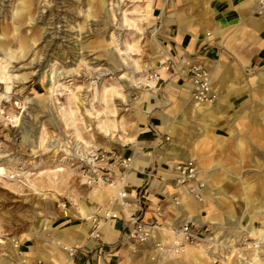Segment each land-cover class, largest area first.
Wrapping results in <instances>:
<instances>
[{"label": "rangeland", "instance_id": "rangeland-1", "mask_svg": "<svg viewBox=\"0 0 264 264\" xmlns=\"http://www.w3.org/2000/svg\"><path fill=\"white\" fill-rule=\"evenodd\" d=\"M86 1L39 0L32 10V23L24 24L17 33H7L9 40L25 39L28 44L26 55L13 61L9 71L14 74L36 73V76H30L29 82L24 85L15 84L9 99L0 100V110L3 112L0 115V164L6 169V175L0 177V240L11 238L18 241L33 230H41L43 220L47 219L54 231L44 232L40 238L33 240L27 238L18 245V250L23 253L29 252L31 248L33 252L52 250V242L58 238L59 232L72 231L75 226L86 223L81 219L79 210L91 212L98 205H94L95 199L92 198L95 186L86 184L85 164L80 161V156L74 154L76 148L82 149L84 145L73 138V130L64 126L59 114L60 108L67 106L69 92L76 93L84 104L77 111L71 106L76 118H82L77 121V127L83 138L88 140L87 132H90L95 138L97 150L106 151L104 146H107L108 150L121 153L129 144L108 142V138L93 124L96 113L93 118L85 113L93 97V83L103 82L117 87L120 96L109 98L108 101L109 108L116 115H108V118L117 120L120 132L130 133L133 124L138 123L136 102L145 91H152L143 84L132 83L130 79L145 76L150 81L149 77L157 74L160 80L154 85L155 98L150 99L154 108L148 118L159 117L161 126L164 123L161 118L167 119L169 130L160 131L164 133V138H168L163 142L170 145L171 154L176 157L175 163L192 161L198 171L201 168L210 175L207 180L212 196L209 197L216 201L213 204L216 219L211 224H203L208 231L203 233L201 240L216 235L217 242L199 241L198 244L202 246L200 253L203 255L198 258V254L186 259H181L179 255H173L172 258H165L166 254L155 256L156 253L146 247L138 249L135 257L140 263L151 264H223L230 256L234 262L245 263L256 243L258 258L264 264V238L260 240L247 234L254 211L259 213L256 219L264 214V124L261 120L264 113V86L259 73H254L255 76L251 78L248 70L240 82H236L237 78L235 81L229 73L224 86L214 78V87L221 99L218 110L211 115L195 114L180 104V89L186 83L172 72L183 71L184 67L174 61L175 54L171 51L169 38L158 29L154 8L151 24L147 25L139 21L146 0H104L103 9L98 0H90L94 16L88 18ZM15 4V0H0V33L11 26L9 14ZM124 13L128 20H135L136 27L124 23ZM81 26L83 29H80ZM31 33L36 34L35 43H31ZM12 43L11 48L15 49ZM126 43L134 45V48L126 51ZM157 44L169 49L166 56H159ZM121 57L126 58V62ZM133 60L137 62V69ZM163 62L175 64L173 70L167 72L170 79L157 72L166 66L162 65ZM52 64L53 70L57 74L62 73L64 78L59 81L62 84L58 91L59 104L55 103V110H47L42 102L34 98V94L45 92L46 85H42L38 77ZM100 70H108V75L98 76ZM123 74L128 78L120 79ZM169 86H173L170 88L171 95L166 89ZM0 93L4 94L2 85ZM230 95L238 97L230 99ZM27 96L31 101L26 104L22 122L20 126L13 127L7 117L22 112L23 108H16L14 103L20 102L21 107ZM91 103L94 104V110L102 112L100 99ZM140 109L146 111V103L142 102ZM104 116V113L99 115L101 118ZM39 126L45 129L49 137L46 148L33 145ZM23 134H26L27 141L23 140ZM63 161L65 171L51 177V181L58 183L57 190H60L56 201L50 197V194L56 193L55 189L41 190L38 184L41 178H47V174L41 172L54 169ZM33 182L37 190L31 187ZM5 183L12 189L6 187ZM244 187L248 188L251 209H246L243 202ZM218 191L220 193L217 194ZM200 215H207L204 209ZM256 219L254 226H251L261 229V221ZM233 239L236 242L231 243ZM125 244L124 247L132 252L130 241ZM6 252L8 250L0 244V256ZM37 259L40 258L33 256L31 264ZM137 260L130 264H137Z\"/></svg>", "mask_w": 264, "mask_h": 264}, {"label": "bare ground", "instance_id": "bare-ground-1", "mask_svg": "<svg viewBox=\"0 0 264 264\" xmlns=\"http://www.w3.org/2000/svg\"><path fill=\"white\" fill-rule=\"evenodd\" d=\"M252 1V0H249ZM16 4L14 6H12L11 12L9 14V18L11 21V26H7L3 32L0 33V85H2L4 87V94L0 93V100L2 99H6L8 100L10 97V94L12 93V89L14 87H16L15 84H21L24 85L26 83L29 82V77L30 76H36V73H31L30 75L28 74H14L13 72L9 71V65L13 62V61H18L20 59H22L25 55L26 52L28 50V44L27 41H25V39H12L13 41L9 40L7 37V33H9L10 31H12L13 33H17L19 28L21 26H23L24 24H31L33 21V7L35 4H39V0H15ZM98 4L100 6L101 9H103L105 7V1L104 0H98ZM88 8H87V15L86 18L90 17V16H94L93 15V3L90 0L86 1L85 4ZM154 8V3L153 0H146L145 2V6L143 9V12L140 15L139 21L144 22L145 24L147 23V25H150V18H151V12ZM123 20L124 23L126 25H133L135 26V20H128L127 17L125 16V13L123 14ZM80 29H83V26L80 27ZM153 34V33H152ZM35 35L34 33H31V36L33 37L31 39V43H35ZM12 42H14V46L15 49H12L11 47L13 45ZM126 45V51L131 50L132 48H134V45L131 44H125ZM158 52H159V56L161 55V57L166 56L167 52H168V48L167 47H160V45H158ZM162 52V53H161ZM36 58V56H34ZM34 58V59H35ZM122 61L126 62V58H122ZM167 59H169L167 57ZM176 60V59H174ZM164 63V62H163ZM162 63V64H163ZM133 65L137 67V62L135 60H133ZM165 66H162L157 72L160 74V76L164 77V78H171V76L168 75V73L165 71ZM108 70H100V72L98 73V76H103V75H108ZM62 73H56L55 70H53V64L52 65H48V70H46L45 72H42L39 75V82L42 85H46L45 86V92L43 94H34L32 92V94H34V98L38 100V102H42L44 104V108H47V110H49V108H55V103L58 102V95L60 93H58L59 89L61 88L62 84L59 82L61 79H63V75H61ZM128 78V76L126 74H123L120 79H125ZM260 80L262 85L264 86V74L260 75ZM102 81V80H101ZM130 81H132V83L134 84H143L146 87H149L151 91L147 92L145 91L142 94V97L139 101L136 102V106L137 108V112H135L136 118H137V124H133V131H131L130 133L126 132V131H119L118 130V122L117 120L114 119H109L108 115L111 116H115L116 112L113 109L109 108V102L110 99L114 96H120V93L118 92L117 87L112 86L111 84L106 85L103 82L93 83V97L90 100L89 103V108L85 109V113L92 117L94 116V113H96V116H94L95 121H93V124H96V129L98 128L100 130V133H102L106 138H108V142H121L123 144H130L133 147L137 145L136 142V135L138 132L140 131H144L145 129H140L138 127V124H146L147 122V118H148V114H150L154 108V105L150 102V99L155 98L154 96V92H155V88H154V84H155V80L152 78L150 81H148L147 77H140V78H134V79H130ZM48 85V86H47ZM99 87H101L100 89V94H99ZM173 86H169L166 89L169 91L168 93L171 95V91L170 88H172ZM166 90V92H167ZM70 95L68 97V102H67V106L65 107H61L59 110V114L60 117L64 123V126L66 128L72 129L73 130V138H75V140L77 142H80L84 145V147L82 149L80 148H76L74 150V154L75 156H80L81 159H84V155L87 154V152L89 151V149H96L97 145L95 142V138L93 136V134H91L90 132H87V139H84L80 129L77 127V121L78 120H82V118L77 119L76 118V112L74 111V109H76V111L79 109V107L83 106V102L78 98L77 94L70 91L69 92ZM180 94H181V100H180V104L183 106H186L188 109H190L193 113H197L200 115H211L214 114L216 109L218 110V104L220 102V98L217 97V100L214 101L213 103H206V104H197L195 102L192 101L191 99V95H190V90H189V86L186 84V86L181 87L180 89ZM100 99V102L102 103V112H98L97 110H94V104L91 103L93 101H98ZM110 98V99H109ZM262 106H264V93L262 95ZM30 99L29 97H25L21 103V107H18L19 109H22V112L18 115H13L11 114V117H7V119L13 123V127H17L20 126L21 122H22V116H23V112L27 109L26 104L30 103ZM1 102V101H0ZM142 102L146 103L147 105V109L146 111H141L140 109V105L142 104ZM168 104V102H166ZM23 104V105H22ZM170 104V103H169ZM160 105V104H159ZM1 106V105H0ZM71 106H74L75 108L73 109ZM101 113H104L105 116L104 118L99 117V115ZM0 115H3V112L0 110ZM262 116V122L264 124V113L261 115ZM163 120V125L161 127H159V129L161 131L163 130H169L167 124V119L165 117L161 118ZM85 127H87L85 125ZM91 131V130H89ZM23 140L27 141L26 138V134L22 135ZM34 143L33 144L35 147L37 148H41L44 147L46 148V143L49 139V137L47 136L45 129L42 126L38 127V132H36V135L34 136ZM30 144H32V142H30ZM78 144V143H77ZM106 151L108 150L107 146H104ZM82 151H80V150ZM137 149L139 150V148L137 147ZM66 151V150H65ZM140 153L137 154V156L134 157V162H132L131 164V168H134L136 170H141L143 166L146 165L145 162H141L139 161L137 158H139ZM170 162L169 165L172 166L175 162H176V157L174 155L171 156L170 158ZM65 171V162L63 161V164L55 166L54 169L51 170H46L44 172H41L40 174H47V178L43 179L41 178V181H39V188L42 189H48V188H52L56 190V193L50 194V197L54 200L57 201V196H59V192L60 190H57L58 188V183L55 181H51V177H56L58 175H61L63 172ZM10 174V173H9ZM8 174V175H9ZM6 175V169L1 167L0 164V177H3ZM118 175V174H117ZM119 177H122V183L126 184L128 182H131V180H133V173L131 172H125L124 174L118 175ZM210 177V175L208 173H206L203 169L200 168L199 170V175H198V179L204 184L206 185V188L203 191V198L200 201H196L194 200L191 196H188L184 193H181V197H183L182 203L180 207H174L173 209L176 210V213L178 215H180V217L182 218L183 215H186L187 217H184L183 221H193L195 223L198 224H207V223H212V221H214L216 219V215H215V210H214V203H216V201L213 200V197L210 198L209 196H212V194H210L212 191L209 188V181L207 180V178ZM6 187H8L10 190L12 189L10 185L8 184H4ZM31 187L34 190H37L35 183L33 182L31 184ZM171 189L173 190V188L171 186H167L166 191L170 192ZM113 190H111L110 188L102 185V184H98V186H95L93 189V199H95L96 202H98L100 204V206H102V212L105 210L106 207L105 206V202L106 201H110L111 200V196L113 195ZM220 193V191L217 192V194ZM43 195H47L45 193H42ZM216 194V193H213ZM243 202L245 203V208L246 209H251L250 206V202H249V197H248V188L244 187L243 188ZM133 199V197H130ZM213 200V201H212ZM122 211H124L125 213L129 212V209L126 211L127 208H120ZM202 209H204V211L206 212V216L202 217L200 215V212L202 211ZM260 210H263L260 209ZM101 212V213H102ZM115 212V211H114ZM246 211H244L243 213H245ZM264 213V211H263ZM79 214L81 219L84 220H88L89 216L91 215L89 210H85V209H81L79 210ZM126 215V214H125ZM256 215L259 216V213L257 211H254V215H252L251 217V221L252 223L249 225V228L247 229V234H249L250 236L256 237L260 240H262L264 238V214L262 215V217L260 219H256ZM117 216H120L117 212ZM126 218V216H125ZM259 220L261 221V229H255L254 227V221ZM180 222V223H182ZM179 223V224H180ZM252 225V226H251ZM70 230V229H69ZM69 230H65V231H61L59 232V236L57 239L53 240L52 242V250H46L45 252H33V249L31 248V250H29V252L27 253H23L20 252L18 250V245L23 243L25 240H27V238H29V240H33L36 238H40L41 235L44 232L47 231H54L52 230L51 227V222L47 219H44L41 225V230L39 231H31L29 233L28 236H23L20 239H18V241H15L14 239H9L7 238L6 240H0V244L4 245L5 248L8 250V253H4L0 256V264H31V259L33 256H38L40 259L37 260H42L48 264H72V259L69 258L63 251L64 247H72V246H76L77 248H81L83 246V244L85 243L84 240H86L87 238L90 237V233H91V228L90 225L88 223H83L81 225L75 226L74 230L69 231ZM168 230V229H167ZM165 231L166 236L168 237V239L171 238V231ZM101 232H103L104 234V241L105 242H111L112 241V237H111V233H112V226L110 223H105L102 228H101ZM216 235L212 238H208L206 240H201V242L205 243L207 241L209 242H217L216 239ZM232 242H236L235 239L230 241ZM93 243H95V241L93 240ZM215 244V243H213ZM201 249L202 246L200 244H185L183 246L182 252L180 254H177L180 256L181 259H186V258H194L195 254H198L196 256V258L200 257L201 254ZM258 247L256 246V243L254 245V248H252L251 253L248 255L249 260L245 263H242L241 261H233L232 258L230 256H227L226 260L224 261L223 264H262L260 259L258 258ZM175 254H170V253H166V255L164 256L172 258V256ZM174 264H183L181 262L179 263H174Z\"/></svg>", "mask_w": 264, "mask_h": 264}, {"label": "crops", "instance_id": "crops-1", "mask_svg": "<svg viewBox=\"0 0 264 264\" xmlns=\"http://www.w3.org/2000/svg\"><path fill=\"white\" fill-rule=\"evenodd\" d=\"M153 3L158 29L168 36L171 51L175 54L174 61L178 65L183 63L186 69L189 64L202 59L209 67L212 79L219 81L221 86L226 84L229 73L235 81L237 78L236 82H240L248 70L251 78L257 73L264 74V16L255 15L252 1L153 0ZM236 97L229 96L230 99ZM138 127L145 130L137 133V145L133 147L129 144L120 154L125 158L130 157L134 162V157L140 153L137 159L146 163L141 170L130 168L127 171L134 175L133 180L128 182V192L142 189L144 195L139 203L129 198L128 213L119 209L117 203L113 211L120 216L109 222L112 226V241L105 242L103 232L100 242L93 243L90 237L87 238L72 258V264H130L137 260L134 253L124 247L125 242L130 241V226L125 221L128 215L138 211L141 203L144 204L141 217L145 222L176 226L187 217L183 215L181 218L171 205V197L174 194L181 197L182 194L165 180L169 178L168 167L172 154L170 145L165 144L164 139L162 142L157 139L159 136L164 137L159 129V117L147 118L146 124L140 123ZM167 186L173 190L166 191ZM94 202V205H98L93 207L91 215H101L102 209L96 212L95 208L102 206ZM160 202L167 206L163 218H157L153 213L154 207ZM108 203L106 201L104 207ZM137 261V264H151Z\"/></svg>", "mask_w": 264, "mask_h": 264}, {"label": "built area", "instance_id": "built-area-1", "mask_svg": "<svg viewBox=\"0 0 264 264\" xmlns=\"http://www.w3.org/2000/svg\"><path fill=\"white\" fill-rule=\"evenodd\" d=\"M252 2L254 3L255 15L259 17L264 16V0H252ZM162 65H166V72L175 66L172 63H163ZM172 73L182 77L184 82L189 86L193 102L202 105L213 103L217 100L218 93L214 87L210 69L202 59L189 64L183 71L173 70ZM152 78L155 80L154 85L160 80L157 74L149 77L150 80ZM14 106L16 108L20 107V102H15ZM162 137L159 136L157 139L160 142H162V139L168 140L167 137ZM84 156L86 157L80 159V161L86 167V184L94 187L100 183L114 191L108 206L102 214H92L87 220L91 228L90 238L100 242L102 226L105 223L117 219V214L113 211V207L118 203L121 208H127L130 203V197H133L134 201L139 203L140 198L144 195V190L138 189V191L129 193L128 183H122V177L118 176L130 170L132 164L130 157L125 158L116 150L99 151L97 149H89ZM168 171L169 178L165 180L170 182L172 184L171 186L177 189L180 194L184 193L191 196L196 201H200L203 198L205 185L198 179L199 171L194 162L185 161L174 163L168 167ZM181 203L182 201L179 195L174 194L171 197V205L173 208L180 207ZM143 205L141 203L138 211L132 215H128L127 221H125L130 226V247H132V253L134 254L137 253L138 249L146 247L145 249L152 250L153 253H156L155 256L166 253L177 255L182 252L185 244L192 245L199 243L204 236L203 233L208 231L206 225L204 226L191 220L183 221L176 226H167L157 222H145L141 217ZM166 207L164 203H158L154 207V215L157 218H163ZM99 211H101L100 207H97L96 212ZM167 229L172 233L170 239H168L165 233ZM78 250L79 248L76 246L63 248L64 253L71 259ZM34 264L48 263L42 260H36Z\"/></svg>", "mask_w": 264, "mask_h": 264}]
</instances>
